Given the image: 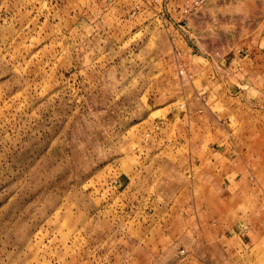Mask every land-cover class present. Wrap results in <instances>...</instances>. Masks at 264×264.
<instances>
[{"label": "rangeland", "instance_id": "rangeland-1", "mask_svg": "<svg viewBox=\"0 0 264 264\" xmlns=\"http://www.w3.org/2000/svg\"><path fill=\"white\" fill-rule=\"evenodd\" d=\"M0 264H264V0H0Z\"/></svg>", "mask_w": 264, "mask_h": 264}]
</instances>
